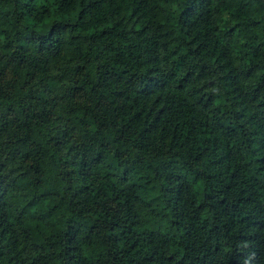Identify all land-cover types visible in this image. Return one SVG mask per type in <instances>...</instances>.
Instances as JSON below:
<instances>
[{
	"label": "trees",
	"instance_id": "16d2710c",
	"mask_svg": "<svg viewBox=\"0 0 264 264\" xmlns=\"http://www.w3.org/2000/svg\"><path fill=\"white\" fill-rule=\"evenodd\" d=\"M0 264H264V0H0Z\"/></svg>",
	"mask_w": 264,
	"mask_h": 264
}]
</instances>
